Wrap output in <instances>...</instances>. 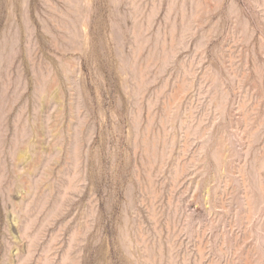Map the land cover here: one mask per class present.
<instances>
[{
    "label": "rangeland",
    "instance_id": "1",
    "mask_svg": "<svg viewBox=\"0 0 264 264\" xmlns=\"http://www.w3.org/2000/svg\"><path fill=\"white\" fill-rule=\"evenodd\" d=\"M0 264H264V0H0Z\"/></svg>",
    "mask_w": 264,
    "mask_h": 264
}]
</instances>
